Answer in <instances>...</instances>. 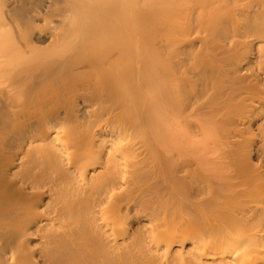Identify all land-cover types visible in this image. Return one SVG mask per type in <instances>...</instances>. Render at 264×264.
<instances>
[{
    "label": "bare ground",
    "instance_id": "bare-ground-1",
    "mask_svg": "<svg viewBox=\"0 0 264 264\" xmlns=\"http://www.w3.org/2000/svg\"><path fill=\"white\" fill-rule=\"evenodd\" d=\"M0 264H264V0H0Z\"/></svg>",
    "mask_w": 264,
    "mask_h": 264
}]
</instances>
